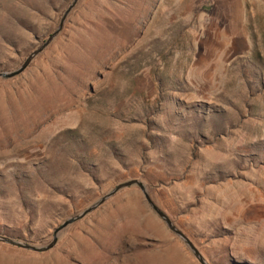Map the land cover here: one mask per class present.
Masks as SVG:
<instances>
[{
	"label": "rangeland",
	"instance_id": "rangeland-1",
	"mask_svg": "<svg viewBox=\"0 0 264 264\" xmlns=\"http://www.w3.org/2000/svg\"><path fill=\"white\" fill-rule=\"evenodd\" d=\"M73 1L0 0V73ZM132 180L209 264H264V0H80L0 79V236L46 246ZM156 257L200 264L138 187L48 252L0 242V264Z\"/></svg>",
	"mask_w": 264,
	"mask_h": 264
},
{
	"label": "water",
	"instance_id": "water-1",
	"mask_svg": "<svg viewBox=\"0 0 264 264\" xmlns=\"http://www.w3.org/2000/svg\"><path fill=\"white\" fill-rule=\"evenodd\" d=\"M80 0H74L73 3L68 7L66 12L64 13L60 24L58 28L55 30V32L43 43V45L35 50L25 61L24 63L16 70L12 72H4L0 73V79H14L20 75H22L32 64V62L44 52V50L60 35L62 32L65 22L72 12V10L75 8V6L78 4ZM131 187H138L143 195L144 198L148 204V206L151 208V210L158 216V218L165 224V226L169 229L170 232H172L177 238H179L184 245L188 248V250L191 252V254L194 256V258L200 263V264H209L207 260L204 258V256L201 254L199 249L194 245V243L181 231L179 230L174 222L171 220V218L164 213L152 200L150 193L148 191L147 186L139 181V180H132L128 181L122 184H119L116 186L112 191H110L107 195L104 197L100 198L98 201H96L92 206L87 208L85 211H83L81 214L67 220L64 222L60 227H58L55 232H54V238L51 243H49L46 246H32L30 244H26L20 241H16L14 239L5 237V236H0V242L21 248L24 250L32 251L35 253H44L52 250L58 243L59 240V235L70 225L84 219L88 215L92 214L95 212L98 208H100L102 205H104L106 202H108L111 198H113L118 192L121 190L131 188Z\"/></svg>",
	"mask_w": 264,
	"mask_h": 264
},
{
	"label": "bare ground",
	"instance_id": "bare-ground-1",
	"mask_svg": "<svg viewBox=\"0 0 264 264\" xmlns=\"http://www.w3.org/2000/svg\"><path fill=\"white\" fill-rule=\"evenodd\" d=\"M140 210V209H139ZM130 212H131V214L132 215H136V213H135V210L134 209H131V210H129ZM137 216V215H136ZM154 219V218H153ZM154 222H155V219H154ZM157 223V222H156ZM141 225V224H140ZM158 225H159V223L157 224V227H158ZM153 227H155V226H153ZM159 229V228H158ZM160 230H161V228H160ZM164 230V229H163ZM164 233V232H163ZM171 252V251H170ZM170 252H168V255H169V253ZM159 252H157V254H158ZM163 253V252H162ZM165 256V255H164ZM168 258V257H167ZM157 259V257L156 258H153V260H152V262H155V261H157L156 260ZM157 263L158 264H169V259H163L162 257H161V259H158V261H157ZM183 263V262H182ZM186 263V262H185Z\"/></svg>",
	"mask_w": 264,
	"mask_h": 264
}]
</instances>
